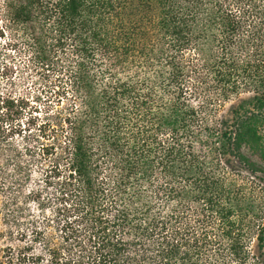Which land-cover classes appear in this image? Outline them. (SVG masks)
<instances>
[{
    "label": "trees",
    "instance_id": "16d2710c",
    "mask_svg": "<svg viewBox=\"0 0 264 264\" xmlns=\"http://www.w3.org/2000/svg\"><path fill=\"white\" fill-rule=\"evenodd\" d=\"M1 8L46 98L35 136L0 99V210L45 185L23 198L42 218L15 220L33 263L264 264V0Z\"/></svg>",
    "mask_w": 264,
    "mask_h": 264
},
{
    "label": "rangeland",
    "instance_id": "374dc122",
    "mask_svg": "<svg viewBox=\"0 0 264 264\" xmlns=\"http://www.w3.org/2000/svg\"><path fill=\"white\" fill-rule=\"evenodd\" d=\"M1 7L2 0H0V28L4 29L5 22L3 21ZM5 33L4 36H0V99L11 94L15 99H23L26 101L28 108L24 110L23 116L17 122L21 124L22 133L28 134L31 132L32 136H35L38 135V128L43 123L44 116L46 115L43 106L44 100L46 99L43 98L44 87L39 86L40 81L38 75L25 65L22 60L24 58L18 57L12 49L7 48L9 34H7V31ZM30 115L35 118L36 125L27 131L26 120ZM8 126V123L4 125V127ZM2 153L0 151V157L4 159L3 155H1ZM5 167L3 161L0 159V168L3 169ZM5 170L8 181H13L11 179L14 175L12 168L6 167ZM39 185L45 188L43 178H40L37 172L33 174L32 180L22 184L20 188L16 189L17 191L14 190L16 197H18L16 205L14 204L11 207V210H14V212L9 217H6L4 212H2L3 210H0V246L9 255L5 264H42L41 262L33 263V260L30 259L29 253L31 251H28L27 247L30 238L28 235L21 238L19 233H17L18 227L15 221L18 220V224L21 226L30 217L36 220L42 218V212L37 208L36 201L34 203L33 201H23V198L28 196L30 190L38 188ZM11 194L12 192L7 190L4 194L0 195V208L6 203ZM42 197L46 199L49 197V194L44 192ZM21 211L23 212L22 215H20ZM13 216L17 217L13 219Z\"/></svg>",
    "mask_w": 264,
    "mask_h": 264
}]
</instances>
